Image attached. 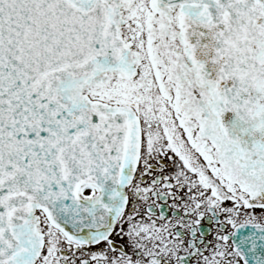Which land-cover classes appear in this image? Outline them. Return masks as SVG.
Masks as SVG:
<instances>
[{
	"label": "snow or ice",
	"instance_id": "snow-or-ice-1",
	"mask_svg": "<svg viewBox=\"0 0 264 264\" xmlns=\"http://www.w3.org/2000/svg\"><path fill=\"white\" fill-rule=\"evenodd\" d=\"M0 264H264V0H0Z\"/></svg>",
	"mask_w": 264,
	"mask_h": 264
}]
</instances>
